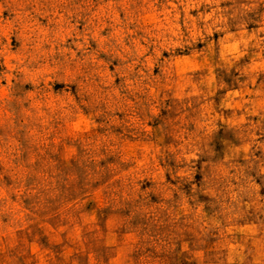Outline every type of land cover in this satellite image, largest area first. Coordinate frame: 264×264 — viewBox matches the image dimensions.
Wrapping results in <instances>:
<instances>
[{"label": "rangeland", "instance_id": "374dc122", "mask_svg": "<svg viewBox=\"0 0 264 264\" xmlns=\"http://www.w3.org/2000/svg\"><path fill=\"white\" fill-rule=\"evenodd\" d=\"M0 264H264V0H0Z\"/></svg>", "mask_w": 264, "mask_h": 264}]
</instances>
